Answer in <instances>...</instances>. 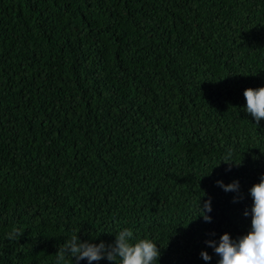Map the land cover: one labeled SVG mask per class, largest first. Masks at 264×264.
<instances>
[{"label": "trees", "instance_id": "1", "mask_svg": "<svg viewBox=\"0 0 264 264\" xmlns=\"http://www.w3.org/2000/svg\"><path fill=\"white\" fill-rule=\"evenodd\" d=\"M261 87L264 0H0V264L125 228L157 264H217L205 241L249 232L264 176Z\"/></svg>", "mask_w": 264, "mask_h": 264}, {"label": "clouds", "instance_id": "2", "mask_svg": "<svg viewBox=\"0 0 264 264\" xmlns=\"http://www.w3.org/2000/svg\"><path fill=\"white\" fill-rule=\"evenodd\" d=\"M243 96L246 101L245 112L250 114L257 124L264 120V87L256 90L246 89ZM217 185L225 192L236 193L233 202H238L240 199L238 181L228 185L217 181ZM249 194L252 198L249 232L236 239L230 238L229 234L225 233L220 237L218 246L214 240L205 241V244L219 257L217 264H264V176L260 177L258 184L249 189ZM197 207L198 216L204 222L210 223L211 217L207 215L212 210L210 199L205 200L202 207L198 200ZM243 214L247 217L249 212L246 210ZM22 233L19 229H13L7 234L6 239L16 242ZM55 255L56 264H68L67 258L71 259L72 264L73 262L80 264L82 260L93 264L104 259L110 264H157L160 249L151 239L137 240L133 231L125 228L115 235L113 244L107 245L102 241L99 244L81 242L75 234L59 247ZM200 255L205 261L211 260L207 252L202 251Z\"/></svg>", "mask_w": 264, "mask_h": 264}]
</instances>
